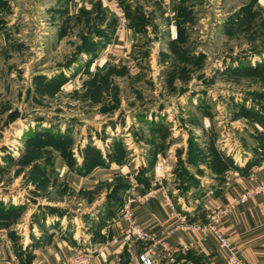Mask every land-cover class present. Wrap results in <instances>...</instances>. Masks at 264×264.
Masks as SVG:
<instances>
[{
  "label": "rangeland",
  "instance_id": "1",
  "mask_svg": "<svg viewBox=\"0 0 264 264\" xmlns=\"http://www.w3.org/2000/svg\"><path fill=\"white\" fill-rule=\"evenodd\" d=\"M69 1L57 15L54 0H0V264H32L45 204L80 225L151 162L183 184L208 155L264 145V5L252 0L239 23L222 8L218 24L212 10L172 22L123 0L133 41L119 55L117 15Z\"/></svg>",
  "mask_w": 264,
  "mask_h": 264
},
{
  "label": "crops",
  "instance_id": "2",
  "mask_svg": "<svg viewBox=\"0 0 264 264\" xmlns=\"http://www.w3.org/2000/svg\"><path fill=\"white\" fill-rule=\"evenodd\" d=\"M137 1L144 0H128L127 2L135 4ZM146 1L158 4L165 10L167 16H170L172 22H176L180 17L187 20L189 15L193 16L194 13L207 9L214 11L212 19L221 24L220 22L223 21L222 8L233 6L231 11L224 15L233 17V20L239 23L247 17L246 12H240L245 11L252 0ZM257 1L264 5V0ZM61 2L62 0L53 2L55 6L52 9L57 15L59 13L61 15L62 12ZM115 2L120 9L125 4L123 0H115ZM81 5L89 7L90 2L88 0L69 1V7L77 8ZM12 6L14 7L13 1L8 6L11 7V11L14 9ZM41 7L45 6H38V10ZM122 14L125 18L123 11ZM52 17L55 15L53 14ZM207 18H209V14L207 17H202L201 21ZM115 35V53L119 55L129 53L133 41L130 29L119 28ZM206 122L204 119V127L208 126ZM258 127L260 128V126ZM260 130L264 131L262 127ZM234 145L237 147V144ZM231 149H233L232 152L229 151ZM215 151L217 152L216 149ZM225 153L227 155L219 153L218 156L216 153L211 157L208 155L206 160L210 163L197 165L198 170L191 172L198 180V184L185 190L179 187V179L175 178V173L167 172V167L159 162L156 163L157 167L155 164L150 171V173L155 172L156 176L152 174L148 177V171L142 175L148 179V188H145V183L140 181L137 176L130 174L134 178L130 186H135L140 194H148L152 191L142 203L133 202L131 210L135 214L136 222L157 238L155 243L150 241L125 242L122 239L116 242L112 241V238L119 236L121 230L126 226V220L121 217V208L127 196V191H124L121 197H118L112 204L109 202V204L103 205L104 198L102 197L95 200L89 218L81 217L80 225L72 224V218L75 216L69 211L64 213L55 211L48 214L44 212L40 219V226L36 225L41 229L38 230L40 235H44L39 247L32 250V264H60L68 258L85 254L84 251L92 252V258L87 264H141L137 256L146 245L152 246L154 264H224L230 253L236 255L245 264H264V188L252 194L244 203H233L234 197L256 188L264 181V145L257 144V147L251 145L247 148L242 145L241 148H229ZM139 163L138 161L136 165ZM141 163L143 164L142 161ZM158 165L162 167L158 168ZM124 168L128 170V165H124ZM158 169L161 174L157 172ZM188 169L192 170L190 167ZM97 181L94 180L93 183ZM92 187L94 184L87 188ZM200 200L202 204L198 207L194 203ZM58 203L63 202L45 205L58 207ZM96 204L97 206H95ZM100 206L102 207L100 208ZM60 207L66 206L60 205ZM215 211L220 213L217 229L226 236L229 244L226 249L220 248L217 239L212 234H209L205 243H201L198 234L187 228H177L172 233L167 232L179 222L178 217L181 215L186 216L190 222H206ZM91 214L93 215L91 216ZM92 220H99L96 223H102L97 228L98 234H95L91 228L86 229L83 226L86 223L90 225L87 221ZM42 226H46L49 232H41L43 228L40 227ZM78 226L80 230L77 229ZM36 229L38 228L35 225L31 228L33 235L38 234L35 232ZM179 243L188 244L189 248L181 250ZM10 260L6 264H15V261Z\"/></svg>",
  "mask_w": 264,
  "mask_h": 264
},
{
  "label": "built area",
  "instance_id": "3",
  "mask_svg": "<svg viewBox=\"0 0 264 264\" xmlns=\"http://www.w3.org/2000/svg\"><path fill=\"white\" fill-rule=\"evenodd\" d=\"M108 8H110L118 17L121 28H125V18L122 14L121 9L115 0H98ZM264 188V181L261 182L259 186L254 189L247 190L242 192L238 196L234 197L233 203H244L252 194H255ZM128 195L125 198L123 206L121 208V217L126 220V226L121 230L119 236L113 237L112 241L116 242L119 239H122L125 242L131 241H142V242H152L155 243L157 238L152 236L148 230L140 226L136 222L135 214L131 210V204L133 202L142 203L146 197H149L151 192L148 194H140L134 186H130L127 190ZM219 212L215 211L209 216V220L206 222L199 221H188L187 217L181 215L178 217V223L170 228L167 232L172 233L177 228H187L198 234L199 242L205 243L209 237V234L214 235L217 239L220 248L226 249L229 244L226 236L223 235L217 229V223L219 219ZM189 248L188 244L179 243V249L187 250ZM85 254H78L77 257L68 258L66 261L61 262L60 264H87L92 258V252L84 251ZM141 264H154V254L151 245H146L143 247L142 251L137 256ZM224 264H245L240 258H238L233 253L228 254Z\"/></svg>",
  "mask_w": 264,
  "mask_h": 264
},
{
  "label": "trees",
  "instance_id": "4",
  "mask_svg": "<svg viewBox=\"0 0 264 264\" xmlns=\"http://www.w3.org/2000/svg\"><path fill=\"white\" fill-rule=\"evenodd\" d=\"M125 7V10H126V12L128 13V10H129V6L127 5V6H124ZM198 157H201V156H199L198 155ZM199 159V158H198ZM206 160V159H205ZM227 160H229V158L227 159ZM207 163H210V162H207ZM153 165H152V162L150 163V166L149 167H147V168H144V169H140L139 170V175H137V178L140 180V181H143V183H145V188H148V185H149V183H148V179L147 178H144V177H142V175L145 173V172H147L151 167H152ZM176 171H178V170H176ZM188 173H185V175H187ZM180 176H183L182 174H180ZM186 177V176H185ZM198 184V180L196 179V177L192 174V173H189L188 175H187V179H185L184 180V182H183V184H181V182L179 183V185H180V187H182L184 190L186 189V188H189V187H191V186H194V185H197ZM121 188H126L125 186H121ZM109 196V195H108ZM107 196V197H108ZM118 199V198H117ZM47 209L49 210H47V213H52L53 211L55 212V208L54 207H52V206H47ZM57 209V208H56ZM52 210V211H51ZM95 233H97L98 234V232L96 231ZM31 259H32V257H30Z\"/></svg>",
  "mask_w": 264,
  "mask_h": 264
},
{
  "label": "bare ground",
  "instance_id": "5",
  "mask_svg": "<svg viewBox=\"0 0 264 264\" xmlns=\"http://www.w3.org/2000/svg\"><path fill=\"white\" fill-rule=\"evenodd\" d=\"M93 64H94V63H93ZM93 64H92V65H93Z\"/></svg>",
  "mask_w": 264,
  "mask_h": 264
}]
</instances>
